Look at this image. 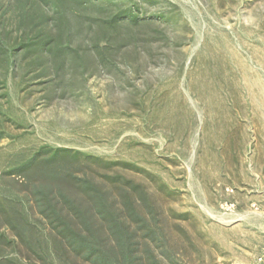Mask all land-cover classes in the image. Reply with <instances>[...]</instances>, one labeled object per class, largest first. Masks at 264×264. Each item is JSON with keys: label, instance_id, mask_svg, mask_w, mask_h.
I'll return each mask as SVG.
<instances>
[{"label": "rangeland", "instance_id": "1", "mask_svg": "<svg viewBox=\"0 0 264 264\" xmlns=\"http://www.w3.org/2000/svg\"><path fill=\"white\" fill-rule=\"evenodd\" d=\"M135 1L155 27L165 25L151 16H174L173 42L124 50L112 69H80L64 89L31 70L30 55L0 65V196L24 213L38 180L17 170L37 153L119 162L108 173L143 184L162 207V264H264V0ZM6 3L2 26L20 42ZM28 216L41 232L39 214ZM0 259L43 264L3 244Z\"/></svg>", "mask_w": 264, "mask_h": 264}, {"label": "trees", "instance_id": "2", "mask_svg": "<svg viewBox=\"0 0 264 264\" xmlns=\"http://www.w3.org/2000/svg\"><path fill=\"white\" fill-rule=\"evenodd\" d=\"M6 4L18 9L21 41L12 40L0 20V65L14 67L19 56L30 55L31 70L53 77L57 89H64L67 76L74 86L80 69H112L124 50L148 52L155 43L172 41L167 31L174 16H151L165 25L155 27L139 17L142 7L135 0ZM118 166L126 165L68 149L37 153L17 170L38 180L30 183L24 213L0 196V245L25 247L43 264H162L171 259L162 207L143 184L108 173ZM93 168L105 173L93 174ZM33 213L40 216L41 232L28 222ZM0 264L21 263L0 259Z\"/></svg>", "mask_w": 264, "mask_h": 264}, {"label": "built area", "instance_id": "3", "mask_svg": "<svg viewBox=\"0 0 264 264\" xmlns=\"http://www.w3.org/2000/svg\"><path fill=\"white\" fill-rule=\"evenodd\" d=\"M262 256H263V258H261L260 260H263L264 259V252H263Z\"/></svg>", "mask_w": 264, "mask_h": 264}]
</instances>
